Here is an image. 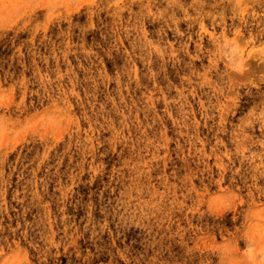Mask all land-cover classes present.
<instances>
[{"label": "rangeland", "instance_id": "obj_1", "mask_svg": "<svg viewBox=\"0 0 264 264\" xmlns=\"http://www.w3.org/2000/svg\"><path fill=\"white\" fill-rule=\"evenodd\" d=\"M0 264H264V0H0Z\"/></svg>", "mask_w": 264, "mask_h": 264}]
</instances>
